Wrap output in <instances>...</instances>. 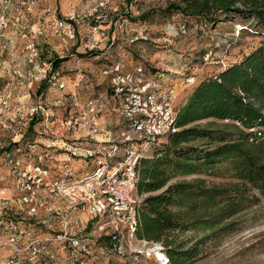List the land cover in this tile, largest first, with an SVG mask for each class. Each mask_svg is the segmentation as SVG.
Here are the masks:
<instances>
[{
    "label": "rangeland",
    "instance_id": "374dc122",
    "mask_svg": "<svg viewBox=\"0 0 264 264\" xmlns=\"http://www.w3.org/2000/svg\"><path fill=\"white\" fill-rule=\"evenodd\" d=\"M8 1V8L4 9L0 0V13L4 12L9 19L7 28L0 35V91L11 92L14 103L20 101L24 107L38 104L45 112L52 114L45 120V124L42 114L25 122L23 141L17 143L22 145L17 154L19 169L29 163L50 167L47 160L49 162L53 156L61 157V160L63 155L59 153L63 151L49 147L48 141L52 140L54 134L59 140L66 136L69 139L73 135L77 136V130L68 129L64 125L65 119L69 117V112L76 113L88 99L96 100V65L99 66L103 60L96 57V45L90 49L85 47V44H91L89 36L93 34L92 28L96 25L92 20L93 11L106 12L112 21L118 16L126 20L125 29L124 26H102V29L109 31V40L103 50L116 56L115 61H107L104 65L126 63L131 70L141 65L150 85L160 90L173 89V106L176 110L200 83L239 63L264 42L263 36L253 34V25L256 23L249 16L230 13L217 16L214 23H208L202 18L184 16L175 9L165 11L167 5L177 0H39L37 7L29 14L19 5L21 0ZM47 7L49 12H44L43 9ZM68 14L79 16L73 38L52 32L53 19ZM17 24L20 26L18 29ZM181 27L184 28L183 32L180 31ZM33 28H39L41 34H34ZM169 28L172 33L175 32L174 28L178 34L170 36L169 42H166L162 39L166 37L164 34ZM29 42L35 45L40 67L43 62L47 65L51 63L50 75H54L56 80H49L48 72L46 77L38 79L29 76L34 73L26 49ZM121 52L126 56L123 57ZM53 58H56L55 61ZM60 83H63V87H59ZM74 101H77L76 105L72 104ZM3 135L0 147L7 150L9 135L7 132ZM160 141L161 147L166 143L167 135L162 136ZM26 143L37 144L38 155L35 152L28 156L30 151ZM3 154L1 150L0 167L3 164L6 171L0 172V187H9L6 191L8 194L16 180L3 161ZM52 173L54 178H60L63 170H55L54 167ZM135 194L140 201L146 196ZM11 196L12 193L4 198L10 201ZM248 196L251 199L247 203L248 207L234 218L235 225L214 243L205 248L199 247L198 257L187 264H264V193L252 190ZM45 199L52 203L48 196ZM7 213L18 217L11 224H20L21 228L31 230L35 236L42 238L41 243L44 242L53 256L51 259L62 261L70 257L67 247L61 251L62 244L53 239L59 233L54 226L58 218H54L53 214L46 213L41 207L33 217L13 207ZM82 213L85 222L91 220V215ZM75 220L72 223L74 232L79 227L77 218ZM49 221L52 222L50 225ZM57 227L60 228V225ZM187 236L193 242L199 240L202 233H187ZM138 240L141 242H134V247L138 249L157 244ZM141 257L148 256L140 254ZM148 258L154 261L153 256ZM36 259L31 263L44 264L49 258L41 254Z\"/></svg>",
    "mask_w": 264,
    "mask_h": 264
},
{
    "label": "built area",
    "instance_id": "2783aa9c",
    "mask_svg": "<svg viewBox=\"0 0 264 264\" xmlns=\"http://www.w3.org/2000/svg\"><path fill=\"white\" fill-rule=\"evenodd\" d=\"M4 9H7L8 0H1ZM39 0H21L19 5L25 13H31L37 7ZM49 12V8H44ZM78 15L68 14L56 17L53 20L52 32L60 33L68 38L74 37L75 23L78 22ZM92 20L96 23L93 26V34L89 36L88 49L95 47L96 36H104L102 26H114L123 28L126 20L118 16L112 21L106 12L93 11ZM8 16L0 13V35L8 26ZM20 26L17 24L18 29ZM125 29V26H124ZM169 28L165 32L163 41L169 42V37L178 34V31ZM34 34H41V30L32 29ZM183 32L184 28L181 27ZM23 36V34H22ZM130 41H133L130 39ZM28 61L32 63V70L29 76L38 79L46 77L49 73V80H56L50 75V65L38 64V52L35 45L29 42ZM100 74L108 79L110 94L118 100L115 107L123 119V126L117 134L106 135L107 132L99 122V111L96 108V100L88 99L79 107V110L69 115L64 121L66 127L77 130V136L70 139L66 136L60 140L52 136L48 141L51 148L63 151L62 159L53 158L49 161L52 166L46 167L40 163L27 164L19 169L20 161L17 159L18 152L22 145H17L25 135L26 121L41 115L45 124L52 114L45 112L42 106L32 104L24 107L20 101L14 103V98L9 91H0V143L4 132L9 135L8 148L0 149L3 154V161L9 166L10 172L16 183L10 186L12 196L10 201L0 198V217L7 214L11 207L25 212L29 217L38 214V208L48 214H53L60 225L58 234L54 235V241L67 247L71 256L91 255L89 239L77 235L72 229L75 215L79 212H87L94 219L93 230L96 232V218L100 219L97 229L108 230L110 245L108 250L116 255L128 258V264H136L139 255L153 256L157 264H170L168 256L163 252L162 257L155 255V249L160 250L158 244L138 249L134 247L138 230V207L140 199L136 196L135 190L138 183L137 165L142 158L148 157L153 145L159 144L160 138L168 133L176 131L175 126L176 109L173 106V89H157L149 84L144 77V69L141 65L132 70H125L123 64L112 63L101 69ZM63 87V83L59 84ZM72 101V100H71ZM77 101L72 104L76 105ZM44 125V129H45ZM22 128V129H21ZM255 131V130H254ZM257 131L256 135L259 136ZM101 136L104 139H99ZM62 139V140H61ZM23 141V140H22ZM21 141V142H22ZM25 146L30 154L38 155L37 144L26 143ZM0 150V151H1ZM40 156H38L39 158ZM87 160L88 169L80 176L74 175L70 164L73 160ZM58 167L63 170L60 178L52 176V168ZM52 173V174H51ZM15 182V181H14ZM9 188V187H7ZM5 186L0 187V195L7 191ZM52 199L49 203L45 197ZM23 218V216H20ZM49 221V224L50 225ZM42 238L35 236L31 230H25L18 225L10 224L7 229L0 228V264H28L34 259H39L41 254L49 258L53 264V256L41 243ZM96 245V238H93ZM145 243L146 241H142ZM65 251V250H64ZM147 257V258H148Z\"/></svg>",
    "mask_w": 264,
    "mask_h": 264
},
{
    "label": "trees",
    "instance_id": "16d2710c",
    "mask_svg": "<svg viewBox=\"0 0 264 264\" xmlns=\"http://www.w3.org/2000/svg\"><path fill=\"white\" fill-rule=\"evenodd\" d=\"M171 9L208 23L249 16L253 34L264 37V0H177ZM175 126L137 165L135 192L146 196L136 236L157 243L170 264H187L235 225L250 191L264 193V42L200 83L177 109ZM198 232L199 240L186 237Z\"/></svg>",
    "mask_w": 264,
    "mask_h": 264
},
{
    "label": "crops",
    "instance_id": "0c3cea01",
    "mask_svg": "<svg viewBox=\"0 0 264 264\" xmlns=\"http://www.w3.org/2000/svg\"><path fill=\"white\" fill-rule=\"evenodd\" d=\"M104 32H105L104 37L99 38L98 36H96V39L98 40L96 42V53L98 54V56L96 55V57L97 58L99 57L100 58L99 60H103L99 66L96 65V74L98 73L97 74L98 77L96 79L97 80L96 81V108L99 111L100 124L105 129L108 130L107 132L102 134V137H105L106 135L117 134L118 131L123 126L122 117L117 112H115V107L118 104V100L113 98L112 95L110 94L108 79L106 77H103L100 74L101 69L107 66V65H104V63H106L107 61L108 62L115 61L116 59V56H114L111 52H107L106 50L105 51L103 50L106 46V42L109 40V31L104 30ZM99 50H101V52H99ZM121 55H123V57L126 56L122 52H121ZM55 59L56 58H53V61H55ZM123 64L125 65L124 67L125 70H128V71L131 70L130 66L126 65V63H123ZM102 137L99 136V139H104ZM51 162L59 163V161H51ZM51 162H48L47 160V163L49 166H52ZM70 167L76 176H80L83 171L88 169L87 161H84L82 159L74 160L73 162H71ZM51 168H53L51 170L54 172V167H51ZM56 169H58V167H55V170ZM5 171H6V168L2 164V166L0 167V172H5ZM6 193L7 192L4 191L3 194L0 195V198L3 199L6 196H10L12 192L10 191V193L8 194ZM14 210L16 209L14 208ZM82 214L83 213L80 212L75 215V217L77 218L78 224H79V227L76 228L75 233L79 236H85L86 238L89 239L90 246L92 249L91 250L92 256L88 258V256L86 255H83V256H71L70 255V257L65 258L62 261L54 260L53 264H128L129 263L128 258L120 257L116 255L115 253L108 250V246L110 245L109 237H108V230L100 231L97 229V225L98 223L101 222V220L96 218V232H95L93 230V227H94L93 224L95 222L94 219L91 217V220L93 221L89 220L85 222L82 217ZM15 218L18 219V217L10 213H7L6 215L2 216L0 218V223H1L0 228L4 230L7 229L8 226L11 224L12 220H15ZM57 225H58V222L54 224V226L58 229ZM18 226H21V225L18 224ZM93 238H96V245L93 242ZM61 251L63 250L61 249ZM50 263L51 261H48V262H45L44 264H50ZM28 264H33V263L30 262ZM136 264H157V263L155 261H152L151 258L141 257L136 262Z\"/></svg>",
    "mask_w": 264,
    "mask_h": 264
},
{
    "label": "bare ground",
    "instance_id": "6f19581e",
    "mask_svg": "<svg viewBox=\"0 0 264 264\" xmlns=\"http://www.w3.org/2000/svg\"><path fill=\"white\" fill-rule=\"evenodd\" d=\"M154 252H155V255L162 257L163 251H161V249L160 250L159 249H155Z\"/></svg>",
    "mask_w": 264,
    "mask_h": 264
}]
</instances>
